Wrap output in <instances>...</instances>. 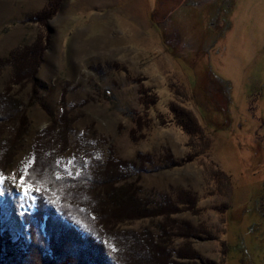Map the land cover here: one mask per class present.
<instances>
[{
  "label": "rangeland",
  "instance_id": "rangeland-1",
  "mask_svg": "<svg viewBox=\"0 0 264 264\" xmlns=\"http://www.w3.org/2000/svg\"><path fill=\"white\" fill-rule=\"evenodd\" d=\"M55 1L0 0V59L43 50L31 83L11 85L13 68L0 70V93L10 88L26 105L21 124L0 126V173L19 182L35 149L50 153L64 142L60 171L75 153L111 148L124 160L148 153L152 164L129 181L138 179L139 197L174 200L177 212L169 221L110 224L107 236L148 230L153 238L157 224L174 231L186 221L198 237L168 233L165 255L183 246L191 255L173 264H218L224 251V264H264V0H59L50 15ZM143 90L157 96L154 105L141 102ZM171 104L191 111L206 135L189 140ZM165 154L181 164H167ZM17 191L0 184V230L21 239L16 249L29 242L22 213L34 209ZM14 199L15 228L6 220ZM147 251L139 260L152 259Z\"/></svg>",
  "mask_w": 264,
  "mask_h": 264
},
{
  "label": "trees",
  "instance_id": "trees-1",
  "mask_svg": "<svg viewBox=\"0 0 264 264\" xmlns=\"http://www.w3.org/2000/svg\"><path fill=\"white\" fill-rule=\"evenodd\" d=\"M59 3L60 1L56 0L50 5V15L57 11ZM41 49L42 46L35 45L26 51V55L21 56L14 52L0 59V70L6 66L13 68V78L9 81L11 85L22 87L33 82L42 57ZM9 89L6 88L5 92L0 93V126L8 123L14 126L16 123L21 124L22 121L18 119L25 116L26 112V105L14 98ZM140 98L144 106L154 105L158 100L157 96L147 95L144 90L140 92ZM180 107L171 104L170 112L176 125L189 140L201 137L202 133L206 135L191 111ZM139 120L136 119L135 124H139ZM66 122L67 120H64L67 126ZM6 143H9L8 138ZM60 147L62 148L57 150L50 149V153L48 147L33 151L30 158L33 162L32 169H28V173L24 174V183L34 186V189L39 188L40 191H32L33 211L22 213L23 222L27 225L30 235L29 242H20V248H13L21 239L12 241L9 234L0 230V257L14 260V264H164L166 259L168 264H173V257L180 260L191 258L185 251L187 247L184 246L178 250L172 248V254L169 252L165 255L168 250L166 238L169 232H172L171 237L183 240L198 237L186 221L181 222V226L175 227L174 231L173 224H157V235L153 238L150 234L152 232L148 230L146 233L142 230L144 233L134 235L126 233L125 240H117L114 235L105 234L104 228L110 224L150 217H163L169 221L168 215L177 212L174 200L167 196L159 197L158 200L139 197V188L135 184L138 179L129 181L131 173L146 172L145 166L153 162L150 154L139 153L133 160H124L118 158L111 148L106 151L108 155L94 153L92 156H81L75 153L73 156L76 157L80 175L73 179L57 166L59 154L66 150L65 142ZM81 157L86 160V167ZM190 158L189 153L183 161L187 162ZM163 159L172 166L181 164L174 161L169 154L163 155ZM57 173L61 175L59 180L56 179ZM86 196L87 199L84 198ZM191 198L193 201L190 199L188 204L189 208L193 209L196 201L193 196ZM222 210L219 209V212ZM196 231L198 229H195ZM146 234L149 235L148 238L145 237ZM93 237L98 241L107 242V246H102ZM119 241L123 252H119ZM111 247H115L116 251L112 252ZM147 248L150 249L152 259L139 260L141 251L147 254ZM224 254L225 251L223 260L218 264H224ZM1 262L0 260V264Z\"/></svg>",
  "mask_w": 264,
  "mask_h": 264
},
{
  "label": "snow or ice",
  "instance_id": "snow-or-ice-1",
  "mask_svg": "<svg viewBox=\"0 0 264 264\" xmlns=\"http://www.w3.org/2000/svg\"><path fill=\"white\" fill-rule=\"evenodd\" d=\"M75 161H76V157L75 156H71V157L63 160V162H62L64 173L67 174L68 177L73 178V179L76 176L80 175L79 167L77 166ZM32 163L33 162L31 160L28 161V164H32ZM58 163H61V162L58 161ZM84 164H85V166H87V162L86 161L84 162ZM25 167L27 168V165H25ZM56 179H58V180L61 179V175L59 173H57ZM6 180L10 181L15 186H17L19 189H21L23 195L27 199H34L31 196V192L32 191H37V192L40 191L39 188L33 189L31 187V185L25 184L24 183V181H25V176L24 175H21L19 177V182H17L15 176L8 177V176H5L3 173H0V184H4ZM49 202H52V201H49ZM93 239L97 240V238H95V237H93ZM97 242H100L102 244V246H107V242H102V241H98V240H97ZM111 251L115 252L116 251L115 247H111Z\"/></svg>",
  "mask_w": 264,
  "mask_h": 264
},
{
  "label": "bare ground",
  "instance_id": "bare-ground-1",
  "mask_svg": "<svg viewBox=\"0 0 264 264\" xmlns=\"http://www.w3.org/2000/svg\"><path fill=\"white\" fill-rule=\"evenodd\" d=\"M7 187L9 188V186L7 185ZM16 188H18L16 186ZM16 195L17 197L20 199L21 202H24L25 203V206L26 204L28 203V200L22 193L21 189L18 188V191L16 192ZM12 199V198H11ZM13 207H10V208H6L7 210H11L10 212H7V217H6V220L7 222L9 223L10 226H12L13 228H15L17 225H18V209H20L21 206H18V201L14 199L13 201ZM15 207V208H14Z\"/></svg>",
  "mask_w": 264,
  "mask_h": 264
}]
</instances>
